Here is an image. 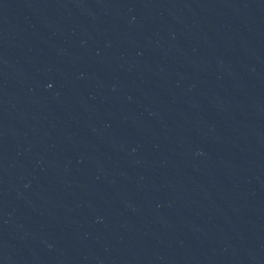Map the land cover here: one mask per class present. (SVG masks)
<instances>
[{
    "label": "water",
    "instance_id": "1",
    "mask_svg": "<svg viewBox=\"0 0 264 264\" xmlns=\"http://www.w3.org/2000/svg\"><path fill=\"white\" fill-rule=\"evenodd\" d=\"M0 160L31 264H264V0H0Z\"/></svg>",
    "mask_w": 264,
    "mask_h": 264
}]
</instances>
